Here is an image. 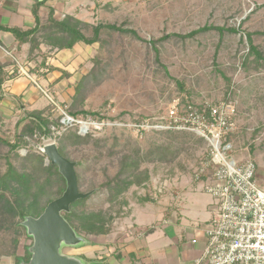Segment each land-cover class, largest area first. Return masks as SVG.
<instances>
[{
	"label": "rangeland",
	"instance_id": "374dc122",
	"mask_svg": "<svg viewBox=\"0 0 264 264\" xmlns=\"http://www.w3.org/2000/svg\"><path fill=\"white\" fill-rule=\"evenodd\" d=\"M92 1L84 17L89 24L80 26L87 37L93 36V27L111 24L135 30L139 38L103 30L99 43L77 44L64 60L61 56L63 69L54 70L57 77L70 74L61 83L63 90L56 89L54 81L48 86L50 91L36 85L42 95L37 111L15 112L3 122L0 137L19 148L13 150L0 141V178L14 172L28 175L31 182L27 188L13 180L5 185L0 182V264H18L16 258L25 257L33 244L17 227L24 222L20 211L29 210L37 195L33 208L37 213L59 198L61 183L44 172L51 164L44 154L50 144L77 163L80 191L92 193L75 212L80 216L101 212L108 219V233L87 236L102 242L105 252L131 232L128 226L134 213L142 219L157 209L172 208L169 212L173 213L179 205H188L201 219L211 215L215 200L202 190L203 184L193 181L207 154V142L188 132L156 127V131L146 127L147 134L140 137L135 128L144 119L156 122L185 97L197 105L217 104L230 93L238 105L239 128L232 155L237 160L252 156L259 180L264 182V66L255 63L254 56L249 57L247 70L243 66L250 50L247 34H253L254 45L264 54V0ZM205 26L236 28L241 33L210 31L192 39L173 36L162 41L168 35L185 36ZM46 55L55 58L54 53ZM81 111L88 115L81 113L75 119L98 121L104 128L87 134L78 123L67 122L65 114ZM38 114L47 120L44 127L50 129L49 136H42L39 127L29 123L25 130L26 122ZM23 128L27 133L19 137ZM48 181L51 184L44 188ZM112 188H120L122 194L115 196ZM35 215L30 217L38 218ZM81 233L87 234L83 228ZM85 245L89 241L77 247L63 245L61 252L84 264H104L93 259L98 253H88L90 258L80 254Z\"/></svg>",
	"mask_w": 264,
	"mask_h": 264
},
{
	"label": "crops",
	"instance_id": "0c3cea01",
	"mask_svg": "<svg viewBox=\"0 0 264 264\" xmlns=\"http://www.w3.org/2000/svg\"><path fill=\"white\" fill-rule=\"evenodd\" d=\"M93 4L92 0H0V127L15 112L37 111L36 107L42 105V95L38 92L41 87L49 90L54 81L58 83L55 88L63 90L64 79L62 75L57 77L54 69H63L61 56L64 60L70 50L54 48L45 38L53 31V19L62 21L71 17L89 24L84 17ZM3 27L23 32L40 28L31 36L41 42L40 53H32L31 43L20 45L14 33ZM48 52L54 53L55 58L46 55ZM36 85L41 87L38 89ZM189 207L179 205L173 213L169 212L172 208L166 212L157 209L142 219L134 213L128 226L131 232L121 241L116 240L108 251L105 252L102 242L94 240L79 253L88 258V253H98V258L93 259L104 264H194L204 253L206 229L213 214L201 219ZM93 247L95 250L90 251Z\"/></svg>",
	"mask_w": 264,
	"mask_h": 264
},
{
	"label": "built area",
	"instance_id": "2783aa9c",
	"mask_svg": "<svg viewBox=\"0 0 264 264\" xmlns=\"http://www.w3.org/2000/svg\"><path fill=\"white\" fill-rule=\"evenodd\" d=\"M65 116L67 122L78 123L87 134L105 126L91 119ZM237 116L235 100L197 105L185 97L176 100L156 122L144 119L135 125L140 137L147 134L148 127L192 133L208 144L193 181L203 184L202 190L215 204L206 229L204 253L194 264H264V182L259 180L252 156L237 160L232 155L239 131Z\"/></svg>",
	"mask_w": 264,
	"mask_h": 264
},
{
	"label": "trees",
	"instance_id": "16d2710c",
	"mask_svg": "<svg viewBox=\"0 0 264 264\" xmlns=\"http://www.w3.org/2000/svg\"><path fill=\"white\" fill-rule=\"evenodd\" d=\"M82 25L87 26L88 24H84L78 20H74L71 17H66L62 21H56L55 19H53L52 25H51L53 31H52V33H50V35L46 36L45 42L47 44L53 46L54 48L59 49V50H64V49L73 50L75 48V46L79 43H84L87 46H93V45L100 42V36H101V33L103 30L115 31V32H119L122 34H131L134 37L139 38V36L135 30H129V29L126 30L122 26L111 25V24H108V25L107 24L106 25L100 24V25L93 27V29H92L93 36L87 37L80 29V26H82ZM2 29H7L10 32L14 33V35L18 38L20 45L25 44V43H31L33 54H35L36 52L40 53L41 42L37 38L35 39V38L31 37L35 33H38L40 28H36V29L32 30L31 32H23V31L18 30V29L12 30L9 28H4V27ZM210 31H218L221 35H223L225 32H229L232 34L241 33L240 30L236 29V28L205 26V27H203L199 30H196L194 32H191L190 34L185 35V36L168 35V36L164 37L162 39V41H164L166 39H170L173 36L181 38L183 40L192 39V38H194L200 34L207 33ZM247 40H248V45H249L250 50H249L248 54L246 55V58L244 59L243 66L245 67L246 70L248 69L249 57H251V56H254L255 63H257V64L262 63L264 66V54L258 49L257 46L254 45L253 34H247ZM151 44L154 45L155 52L157 55H159V49L156 47V43L152 42ZM35 56L37 57V54ZM158 58H159V56H158ZM54 70H56V69H54ZM56 71H58V70H56ZM69 75L70 74H68V73L63 74V79L68 78ZM177 84L179 87H181L183 89V85L179 81H177ZM75 97L76 96H74V98ZM227 97L228 98L225 99L226 102L231 99L230 93L228 94ZM81 113L83 115H88V113L84 112V111H81L79 113H71L69 115L75 118L76 116H78ZM39 116H42V115L38 114L33 118V120L31 122H26V125L24 126V128L26 127L25 130H28V125L31 124L33 126H36L37 128L39 127L40 131H42V136H49V134H51L50 129L49 128L45 129V127H44L45 125H47V120H45L44 118L40 119V118H38ZM27 121H28V118H27ZM61 124L62 123H59L58 125H61ZM24 128H23V130H21L23 132V134H20L19 137H24L25 134L27 133V131L24 132ZM29 130L32 131L31 129H29ZM184 133H186V132H184ZM74 137L76 139L77 138L82 139L81 137H79L77 135H75ZM0 141L7 143L13 150H17L19 148V146L16 144L10 145L9 142L3 140L1 137H0ZM59 152L63 157H65V154L63 153L62 149H59ZM44 172H48L50 177L55 176L56 181H59V183H61V188H60L61 191H60V194L58 197L62 196L66 190L67 184H66L64 177L59 173L58 167L50 164L48 169L47 170L45 169ZM77 175H78V173H77ZM78 179H79V176H78ZM10 180L17 182L23 188H27L31 182L30 177L28 175H25V174L18 175V174H14V172L7 174L4 178H0V182L2 185L8 184V181H10ZM50 181H48V183H45L44 188L48 187V185L51 184ZM112 189H113V191L115 190V192H113V194L115 196H120L122 194V191L120 188H112ZM40 192H42V191H40ZM90 197L85 199V200L77 201L76 203H74L71 206V211L69 213H63L65 219L70 223V225L74 228V230L78 233L79 236H82L81 228L85 229L87 234H85V236H82V237L86 238V240L88 239L87 242L89 241V243H91L92 241L87 236L104 235V234L108 233V230H109V228H107V226H106L108 219L104 220L101 212L100 213L92 212L88 215H83V216H80L75 212V209H78L79 207L83 206L90 199ZM38 200H39V197L37 195L35 201L32 202L30 204V206L28 207V208H30L29 210L20 211L19 216H20L21 220L25 221L26 218H28L30 216H34L37 213L35 211V209L33 210V208H35L37 206ZM52 201H54V200L49 201V203H51ZM146 201L149 202L150 200H146ZM45 208L43 209V211L41 213H37L35 216L39 217L44 212ZM17 227L22 229L24 232L27 233V229H26V227L23 226V223L19 222ZM27 235H28V233H27ZM28 237H30V236L28 235ZM30 239H32V237H30ZM30 247H28L26 249L27 252H26L25 257H23V258L17 257L16 258L18 264H27L30 262V259L32 257L30 250H29Z\"/></svg>",
	"mask_w": 264,
	"mask_h": 264
},
{
	"label": "water",
	"instance_id": "95a60500",
	"mask_svg": "<svg viewBox=\"0 0 264 264\" xmlns=\"http://www.w3.org/2000/svg\"><path fill=\"white\" fill-rule=\"evenodd\" d=\"M44 154L52 165L58 167L67 187L63 195L49 203L38 218L28 217L23 222L28 235L33 239L29 249L32 257L27 264H84L80 258L61 252L63 245L77 247L87 243L65 219L63 213H69L74 203L89 198L92 193L80 191L77 163L63 157L56 144L47 145Z\"/></svg>",
	"mask_w": 264,
	"mask_h": 264
}]
</instances>
